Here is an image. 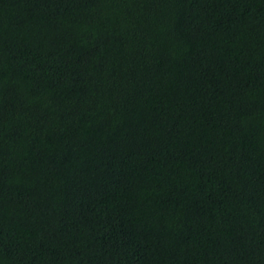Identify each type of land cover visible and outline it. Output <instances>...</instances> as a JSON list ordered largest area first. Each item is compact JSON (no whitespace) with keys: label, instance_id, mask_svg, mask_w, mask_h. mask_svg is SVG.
Here are the masks:
<instances>
[{"label":"trees","instance_id":"1","mask_svg":"<svg viewBox=\"0 0 264 264\" xmlns=\"http://www.w3.org/2000/svg\"><path fill=\"white\" fill-rule=\"evenodd\" d=\"M0 264H264V0H0Z\"/></svg>","mask_w":264,"mask_h":264}]
</instances>
